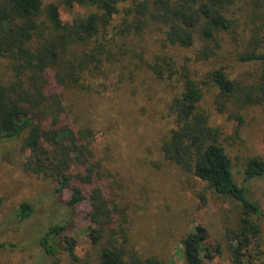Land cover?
Wrapping results in <instances>:
<instances>
[{
  "label": "trees",
  "instance_id": "trees-1",
  "mask_svg": "<svg viewBox=\"0 0 264 264\" xmlns=\"http://www.w3.org/2000/svg\"><path fill=\"white\" fill-rule=\"evenodd\" d=\"M73 6L96 10L64 21L61 8ZM155 30L163 31L169 45L187 48L198 37L196 61L216 58L228 45L236 60L256 69L232 78L221 66L198 79L187 62L178 67L171 56H147L143 41ZM129 54L137 58V68L160 77L177 76L181 89L169 104L176 127L163 141L164 160L240 203L239 227L229 238L234 242L231 264H264L258 221L264 211L235 180L220 129L211 125L201 107L210 85L218 90L214 104L221 113L229 104L264 106V0H0V59L7 68L6 74L0 73V139L23 137L25 170L51 179L57 194H67L72 218L86 214L91 219L89 235L101 246V264H167L125 247L128 238L116 218L119 211L105 194L109 172L96 150L95 128L89 120L81 124L72 116L63 95L67 87L103 95ZM263 174L264 161L251 158L245 179ZM31 212V204L23 202L18 209L21 221ZM71 222L50 226L41 237L49 256L58 255L56 244L74 256L76 241L70 235L75 220ZM107 231L112 238L103 246ZM182 242L184 264H204L221 253L220 246L208 244L203 225H196Z\"/></svg>",
  "mask_w": 264,
  "mask_h": 264
},
{
  "label": "rangeland",
  "instance_id": "rangeland-1",
  "mask_svg": "<svg viewBox=\"0 0 264 264\" xmlns=\"http://www.w3.org/2000/svg\"><path fill=\"white\" fill-rule=\"evenodd\" d=\"M61 9L64 21L96 10L79 6ZM143 43H147L148 57L153 53L171 56L178 67L187 62L198 79L221 66L232 78L256 69L236 60L228 45L216 58L196 61L195 52L201 46L198 37L195 45L187 48L169 45L163 31L155 30ZM137 62L131 54L124 56L103 95L70 87L63 92L72 116L81 124L89 120L95 128L96 150L103 157L105 172H109L103 183L105 194L119 211L116 218L128 238L125 247L139 257L184 264L183 238L196 225H203L209 233L208 244L221 249L204 264H231L234 242L229 238L239 227L241 205L164 160L163 141L176 127L169 104L181 85L177 76L160 77L148 68H137ZM6 72L5 61L0 59V73ZM217 91L211 85L205 88L201 107L209 114L211 125L220 129V143L231 159L235 180L264 211V174L245 179L251 158L264 161V106L234 108L229 104L221 113L214 104ZM22 140L20 136L0 139V264H52L56 259L58 264H101V246L94 245L89 235L94 226L91 219L86 214L72 218L67 194H57L51 179L25 170L27 153L22 150ZM23 202L31 204L32 212L21 221L18 209ZM70 221L74 222L70 235L76 241L74 256L58 244V255L49 256L40 244L41 237L50 226ZM258 221L264 249V218ZM111 238L107 231L102 245Z\"/></svg>",
  "mask_w": 264,
  "mask_h": 264
}]
</instances>
